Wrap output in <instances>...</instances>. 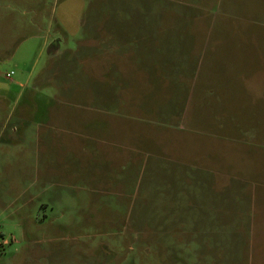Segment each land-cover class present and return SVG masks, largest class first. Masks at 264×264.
I'll return each instance as SVG.
<instances>
[{
    "label": "rangeland",
    "instance_id": "374dc122",
    "mask_svg": "<svg viewBox=\"0 0 264 264\" xmlns=\"http://www.w3.org/2000/svg\"><path fill=\"white\" fill-rule=\"evenodd\" d=\"M0 264H264V0H0Z\"/></svg>",
    "mask_w": 264,
    "mask_h": 264
},
{
    "label": "crops",
    "instance_id": "0c3cea01",
    "mask_svg": "<svg viewBox=\"0 0 264 264\" xmlns=\"http://www.w3.org/2000/svg\"><path fill=\"white\" fill-rule=\"evenodd\" d=\"M57 51V48H56V50H55V52Z\"/></svg>",
    "mask_w": 264,
    "mask_h": 264
}]
</instances>
